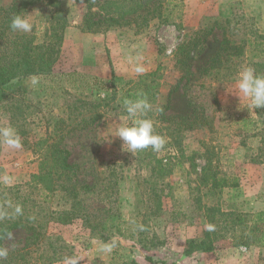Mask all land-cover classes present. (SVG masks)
Here are the masks:
<instances>
[{"label": "rangeland", "instance_id": "374dc122", "mask_svg": "<svg viewBox=\"0 0 264 264\" xmlns=\"http://www.w3.org/2000/svg\"><path fill=\"white\" fill-rule=\"evenodd\" d=\"M174 3L179 7L173 11ZM16 15L30 19L31 32L8 33L6 18ZM107 17L121 24L101 26L98 32L86 29L89 21ZM56 31L62 38L51 72L15 78L0 92V129L13 128L20 143L14 148L0 138V186L19 187L53 210L66 209L59 191L30 185L44 147L38 143L48 135H64L61 147L70 151L71 162L85 168L86 182L96 185V193L98 186L106 187L108 202L102 201L103 193L93 194L89 208L99 216L97 208L118 213L122 224L108 236L92 220L49 224V233L73 247L71 258L52 264H264V247L235 245L228 235L209 252L184 254L186 242L199 240L207 229L203 204L264 211V108L250 111L246 101L227 91L244 66L264 74V51L256 47L264 36V0H0V54L15 33L39 44L55 41ZM185 57V64L177 62ZM218 57L220 63H214ZM210 65L214 68L202 75ZM137 66L146 69L144 74L155 72L145 80L153 111L166 104L176 86L166 114L193 117L200 124L180 131L176 149L167 129L156 131L167 139L158 153L148 149L133 155L122 150L118 137L105 141L117 122H127L117 101L102 109L95 126L64 134L59 121H72L75 107L82 105H74L72 96L88 103L112 91L120 96L129 82L138 81ZM157 159L168 169L159 178L152 170L160 164ZM207 167L236 177L238 185L192 193ZM158 179L162 187L151 184ZM160 190L161 206L152 198ZM12 234L14 240L3 243L10 251L20 248L26 236L22 229Z\"/></svg>", "mask_w": 264, "mask_h": 264}, {"label": "trees", "instance_id": "16d2710c", "mask_svg": "<svg viewBox=\"0 0 264 264\" xmlns=\"http://www.w3.org/2000/svg\"><path fill=\"white\" fill-rule=\"evenodd\" d=\"M159 4L163 0H157ZM171 2V0H168ZM178 4L172 5V10H177ZM14 17V16H13ZM12 17V18H13ZM157 17H161L159 14ZM12 18H6L5 28L9 29L8 33L13 31L10 28ZM170 19V18H168ZM88 22V21H87ZM86 22V23H87ZM118 19L107 17L96 19L93 22H88L86 29L89 31H100L101 26L108 27L111 25H120ZM63 28V26H61ZM212 30L207 31L210 34ZM57 39L46 43L34 44L21 34H13L7 41V48L0 54V92L13 79L27 77L32 75H47L51 72L54 64L59 56L61 33L56 31ZM200 42L205 40V37L198 38ZM236 51L242 49L241 45L233 44ZM261 46L264 51V36L261 41L256 42V47ZM228 57V56H227ZM220 57L214 59V63H220ZM226 60L229 61L228 58ZM180 64L186 63V57L177 60ZM213 65H210L202 70V75H207ZM214 72L218 70H212ZM217 73V72H216ZM153 73H145L138 77V81L129 82L120 96L116 95L115 91L107 93L103 98L92 101L90 103L83 99H74L73 104L79 102L81 106L68 105L70 112H75L81 115L76 121L77 115L73 120L61 119L59 122L65 126L64 134L73 131H82L87 126H95L99 119L103 116L105 107L117 101L121 106H124L125 99H136L138 93H142L146 98H150V88L146 83V78L153 76ZM217 77L218 74H215ZM176 86L173 87L174 90ZM172 90L168 93L165 105L158 106L159 111L149 112L148 116L154 121L155 131L167 129L172 137V147H178V135L180 131L192 129L198 125L193 117H181L176 115L166 114L169 109V97ZM118 97V98H117ZM85 104V105H83ZM86 104L89 105L86 106ZM85 109L83 114L82 110ZM162 125V128L160 126ZM59 128H57L58 130ZM60 128L59 130H61ZM56 128H54V132ZM64 135H48L38 144L44 145L37 156L39 159V171L34 175V182L30 185L41 189L43 192L59 191L63 199L67 203V208L63 210H53L45 204L44 200H36L30 196V192L22 191L19 187L0 186V210L11 212L9 205H20L23 209V215L14 219H6L0 221V234L5 232H13L17 229L24 230L26 236L23 245L18 249H12L9 256L3 261V264H52L62 260H66L73 256V247L66 243L63 238L54 233L47 231L48 225L52 223L68 224L77 218L96 221L100 227V231L107 236L112 230L115 232L121 229V216L118 213L114 216L110 214L106 208H97L101 215H97L89 208L90 200L93 194L99 197L102 194V201L108 202V194L106 187L98 186L97 193L95 184H88L83 178L85 168L80 167L76 163L70 161L71 153L68 149L61 147V140ZM145 151V150H144ZM142 155V154H141ZM161 162V159H157ZM157 173L158 178L168 172L166 164H159L156 169H152ZM162 180L151 181L153 186L160 185ZM238 180L234 176H228L216 171L212 172L209 167L203 170L202 178L198 188L192 190L199 191L200 188H206V193H214L217 189L226 187H236ZM159 186V187H160ZM155 189H152V192ZM162 191L154 192L152 198L161 206ZM197 198L198 196H194ZM198 201V200H197ZM200 202V201H198ZM204 218L207 222V229L203 232V236L199 240L190 239L185 245V255H189L195 251L209 252L213 249L214 242L218 238L231 237L233 244H242L244 246H262L264 247V211L259 212H244L236 208L223 209L220 205H202ZM111 232V233H110ZM105 234V235H106ZM5 240L0 239V245H3ZM124 264H137L134 261Z\"/></svg>", "mask_w": 264, "mask_h": 264}, {"label": "clouds", "instance_id": "9594fccd", "mask_svg": "<svg viewBox=\"0 0 264 264\" xmlns=\"http://www.w3.org/2000/svg\"><path fill=\"white\" fill-rule=\"evenodd\" d=\"M10 28L13 31L21 33H29L32 30V23L26 16L16 15L12 18ZM146 69L142 66L135 67L137 75H142ZM33 84L38 83L36 79L32 80ZM234 92L241 101H246V106L250 111L257 108H264V74L258 73L252 66L242 67L236 74L234 79L233 89L227 90ZM124 108L127 114V122L120 124L119 122L109 132V138L118 137L122 141V150L132 153L151 149L153 152H160L167 143L165 136L155 131L154 121L148 116L149 112L153 111V105L149 103L147 98L138 93L136 99H125ZM160 109H156L159 111ZM109 118V117H108ZM0 138H3L4 143L10 147L18 148L20 146L19 138L13 128L6 127L0 129ZM11 212L0 210V221L6 219H14L23 215V209L20 205H9ZM0 239L6 241L14 240L12 232L0 234ZM114 242L111 246H105V251H110L114 247ZM10 249L6 245H0V264L9 256Z\"/></svg>", "mask_w": 264, "mask_h": 264}]
</instances>
